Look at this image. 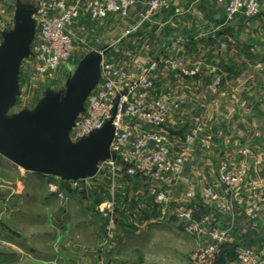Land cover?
<instances>
[{
	"label": "crops",
	"instance_id": "1",
	"mask_svg": "<svg viewBox=\"0 0 264 264\" xmlns=\"http://www.w3.org/2000/svg\"><path fill=\"white\" fill-rule=\"evenodd\" d=\"M148 1L138 0L130 19H138ZM225 3L168 0L166 7L121 41L124 68L135 73L150 70L155 78L153 93L173 104V148L186 162L180 175L163 182L128 177L137 185L138 201H126L118 210L120 217L128 218L131 212L137 219L116 221V231L104 247H100L102 236L91 231L84 240L90 245L74 249L80 264H162L167 260L189 264L194 248L213 243L211 232L221 230L227 231L223 248H264V201L257 198L264 196V169L255 164L256 158H264V30L252 29L262 17L242 18L237 20L241 24L226 27ZM180 60L187 73L170 67ZM194 131H199L197 139L186 147L183 139ZM243 149L249 154H242ZM222 164L248 168L246 183L235 193H226L218 183ZM131 189H126V197ZM189 192L194 193L191 202ZM160 193L169 204L157 199ZM188 206L195 223L174 212ZM79 208L89 213L93 224L102 226L104 220L98 221L94 206ZM60 229L76 231L70 225Z\"/></svg>",
	"mask_w": 264,
	"mask_h": 264
},
{
	"label": "rangeland",
	"instance_id": "2",
	"mask_svg": "<svg viewBox=\"0 0 264 264\" xmlns=\"http://www.w3.org/2000/svg\"><path fill=\"white\" fill-rule=\"evenodd\" d=\"M36 1L32 0V3ZM90 1L67 0L75 10L69 27L75 50L69 60L44 74L36 72L26 60L23 61L20 73L21 92L17 104L9 111L10 114L20 112L24 108H35L50 90H65L68 78L84 57L109 49L106 59L125 69V63L121 60V41L126 35H131L140 28L143 21H148L155 15L143 20V15L152 0L145 4L143 11L140 12V19L133 20L130 19V14L136 9L138 0L129 15L110 14L102 20L90 17L88 11ZM16 3L17 0H0V31L14 27ZM167 3L168 0L166 5ZM233 21L227 19L225 3V26L232 27ZM210 26L211 24L208 27ZM252 29L264 30V18L255 20ZM2 41L3 37L0 35V42ZM125 70L129 71L128 68ZM216 84H219L218 79ZM195 103L198 105L199 100ZM198 134L199 131L196 139ZM243 165L245 164L236 167ZM256 166L264 169L260 165ZM97 176L64 180L55 176L33 174L0 155V264H78L76 258H79V252H75L74 249L78 250L81 245H90L84 243L85 238H90L93 233L95 236H102V240L105 237L104 241L100 242L102 244L100 247H104L103 243L116 231L114 228L117 225L116 221L136 220L135 214L131 212L127 213L128 218L120 217L121 213L119 214L118 210L126 201L132 203L138 201L134 179L130 180L124 174L123 167L109 162L100 163ZM130 187L133 192L126 197V189ZM109 203L113 206V212L106 208ZM88 205L94 206L97 210L94 213L98 221L104 220L102 226L101 223L93 224L89 213L79 208ZM68 225L75 227L76 231L66 232L60 229ZM59 237L62 238L61 243L58 242ZM236 252V249L227 251L214 264H235ZM163 262L182 264L180 261L172 260L162 261V264Z\"/></svg>",
	"mask_w": 264,
	"mask_h": 264
},
{
	"label": "built area",
	"instance_id": "3",
	"mask_svg": "<svg viewBox=\"0 0 264 264\" xmlns=\"http://www.w3.org/2000/svg\"><path fill=\"white\" fill-rule=\"evenodd\" d=\"M136 2L137 0H91L88 11L94 20L105 19L110 14L127 16ZM35 6L36 34L31 45V55L25 60L36 72L44 74L69 60L75 50L69 31L75 10L67 0H37ZM165 6L166 0H152L143 15L144 19L159 13ZM226 15L228 21L264 18V0H226ZM170 67L187 73L181 60L174 61ZM218 82H221V78H218ZM154 88L155 78L150 70L139 73L126 71L108 61L104 54L101 79L89 95L85 110L79 115L76 126L70 133L71 139L79 141L113 119L115 136L111 153L119 157L120 163L113 159L105 162L123 167L127 177L145 176L163 182L167 177L180 175L186 157L177 154L173 148L170 128L173 104L156 96ZM197 133L195 131L184 137L186 147L195 143ZM241 153L249 154V150L243 149ZM255 164L264 167V158H256ZM247 176L246 165L236 167L222 164L218 183L226 193L231 194L246 183ZM210 193L211 190L207 194ZM193 197L194 193L189 192L188 202ZM257 198L264 201L263 195ZM157 199L169 204L168 197L163 193ZM106 208L114 211L111 203ZM174 212L195 223L194 211L190 206L177 207ZM195 225L198 227L199 223ZM226 235L225 230L211 232L214 242L197 245L190 258L191 264H214L224 249L222 244ZM236 251L235 264H264V248L240 245Z\"/></svg>",
	"mask_w": 264,
	"mask_h": 264
},
{
	"label": "water",
	"instance_id": "4",
	"mask_svg": "<svg viewBox=\"0 0 264 264\" xmlns=\"http://www.w3.org/2000/svg\"><path fill=\"white\" fill-rule=\"evenodd\" d=\"M35 3L17 0L14 27L3 32L0 43V155L33 174L80 180L99 173L100 163L118 156L111 153L113 119L79 141L70 137L85 103L101 79L103 52L81 59L65 90H50L33 108L10 114L21 92L20 73L31 55L36 34ZM241 24L237 20L233 26ZM232 247L222 250L224 255Z\"/></svg>",
	"mask_w": 264,
	"mask_h": 264
},
{
	"label": "trees",
	"instance_id": "5",
	"mask_svg": "<svg viewBox=\"0 0 264 264\" xmlns=\"http://www.w3.org/2000/svg\"><path fill=\"white\" fill-rule=\"evenodd\" d=\"M226 247H224V249H225ZM224 255H221V257H223Z\"/></svg>",
	"mask_w": 264,
	"mask_h": 264
}]
</instances>
